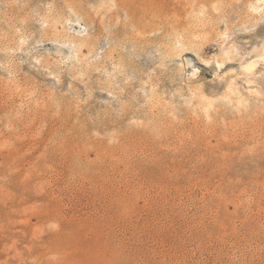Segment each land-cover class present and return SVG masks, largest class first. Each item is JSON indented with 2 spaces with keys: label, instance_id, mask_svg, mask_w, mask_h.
<instances>
[{
  "label": "rangeland",
  "instance_id": "374dc122",
  "mask_svg": "<svg viewBox=\"0 0 264 264\" xmlns=\"http://www.w3.org/2000/svg\"><path fill=\"white\" fill-rule=\"evenodd\" d=\"M0 264H264V0H0Z\"/></svg>",
  "mask_w": 264,
  "mask_h": 264
},
{
  "label": "bare ground",
  "instance_id": "6f19581e",
  "mask_svg": "<svg viewBox=\"0 0 264 264\" xmlns=\"http://www.w3.org/2000/svg\"><path fill=\"white\" fill-rule=\"evenodd\" d=\"M71 42V41H70Z\"/></svg>",
  "mask_w": 264,
  "mask_h": 264
}]
</instances>
